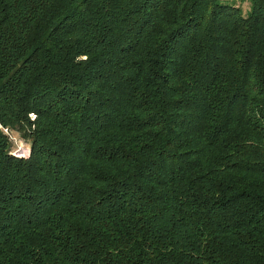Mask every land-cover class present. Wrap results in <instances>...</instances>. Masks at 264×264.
<instances>
[{
    "label": "trees",
    "instance_id": "trees-1",
    "mask_svg": "<svg viewBox=\"0 0 264 264\" xmlns=\"http://www.w3.org/2000/svg\"><path fill=\"white\" fill-rule=\"evenodd\" d=\"M247 3L0 0V264H264Z\"/></svg>",
    "mask_w": 264,
    "mask_h": 264
},
{
    "label": "rangeland",
    "instance_id": "rangeland-1",
    "mask_svg": "<svg viewBox=\"0 0 264 264\" xmlns=\"http://www.w3.org/2000/svg\"><path fill=\"white\" fill-rule=\"evenodd\" d=\"M236 2L237 5H240L244 11L248 9L247 0H229ZM5 132L9 134L11 141L13 142L12 153L21 157H29L31 152L30 143L26 142L18 133L9 131L5 129Z\"/></svg>",
    "mask_w": 264,
    "mask_h": 264
}]
</instances>
